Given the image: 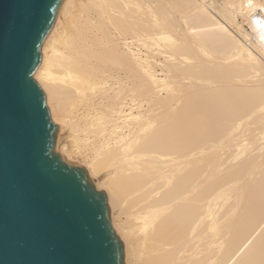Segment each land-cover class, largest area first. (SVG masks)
Segmentation results:
<instances>
[{
  "label": "bare ground",
  "instance_id": "obj_1",
  "mask_svg": "<svg viewBox=\"0 0 264 264\" xmlns=\"http://www.w3.org/2000/svg\"><path fill=\"white\" fill-rule=\"evenodd\" d=\"M256 21L264 0H66L61 9L34 78L63 153L83 157L106 191L126 264H264Z\"/></svg>",
  "mask_w": 264,
  "mask_h": 264
},
{
  "label": "water",
  "instance_id": "obj_2",
  "mask_svg": "<svg viewBox=\"0 0 264 264\" xmlns=\"http://www.w3.org/2000/svg\"><path fill=\"white\" fill-rule=\"evenodd\" d=\"M44 2L0 0V264H126L107 194L63 155L34 78L66 0Z\"/></svg>",
  "mask_w": 264,
  "mask_h": 264
},
{
  "label": "snow or ice",
  "instance_id": "obj_3",
  "mask_svg": "<svg viewBox=\"0 0 264 264\" xmlns=\"http://www.w3.org/2000/svg\"><path fill=\"white\" fill-rule=\"evenodd\" d=\"M23 3L26 4V5H32L33 3H35V0H23ZM52 6L53 5L44 2V0H41L42 12L47 13ZM2 7H3V5H2V3H0V10H2ZM57 10H58V7H57ZM256 23L260 24V26L262 28H264V23H261L260 21H256ZM262 39H264V37H262ZM2 103H3L2 97H0V110H2Z\"/></svg>",
  "mask_w": 264,
  "mask_h": 264
},
{
  "label": "rangeland",
  "instance_id": "obj_4",
  "mask_svg": "<svg viewBox=\"0 0 264 264\" xmlns=\"http://www.w3.org/2000/svg\"><path fill=\"white\" fill-rule=\"evenodd\" d=\"M246 27H247V25H245ZM45 92V91H44ZM49 106V105H48ZM49 109H50V107H49ZM63 155L67 158V160H69L70 162H76V163H79V164H82V165H84L86 168H87V170L89 171V169H88V167H87V163H86V160L83 158V157H80L79 155H77L76 154V156L75 157H73V159H70V158H68L67 156H66V154H64L63 153ZM89 173H90V171H89ZM90 175H91V173H90ZM91 177H92V179H93V181H94V183L96 184V186H97V183H96V180H95V178L91 175ZM98 187V186H97ZM99 190H104L105 191V189L104 188H98ZM106 192V191H105ZM114 227V226H113ZM116 230V229H115Z\"/></svg>",
  "mask_w": 264,
  "mask_h": 264
}]
</instances>
